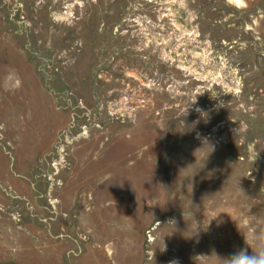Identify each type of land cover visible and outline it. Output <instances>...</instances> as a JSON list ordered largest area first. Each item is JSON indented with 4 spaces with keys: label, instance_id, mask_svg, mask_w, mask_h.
<instances>
[{
    "label": "rangeland",
    "instance_id": "rangeland-1",
    "mask_svg": "<svg viewBox=\"0 0 264 264\" xmlns=\"http://www.w3.org/2000/svg\"><path fill=\"white\" fill-rule=\"evenodd\" d=\"M242 248L264 250V0H0V264Z\"/></svg>",
    "mask_w": 264,
    "mask_h": 264
},
{
    "label": "clouds",
    "instance_id": "clouds-1",
    "mask_svg": "<svg viewBox=\"0 0 264 264\" xmlns=\"http://www.w3.org/2000/svg\"><path fill=\"white\" fill-rule=\"evenodd\" d=\"M228 264H264V250L256 251L254 255H249L246 248L233 253L227 260Z\"/></svg>",
    "mask_w": 264,
    "mask_h": 264
},
{
    "label": "bare ground",
    "instance_id": "bare-ground-1",
    "mask_svg": "<svg viewBox=\"0 0 264 264\" xmlns=\"http://www.w3.org/2000/svg\"><path fill=\"white\" fill-rule=\"evenodd\" d=\"M240 2V1H239Z\"/></svg>",
    "mask_w": 264,
    "mask_h": 264
}]
</instances>
